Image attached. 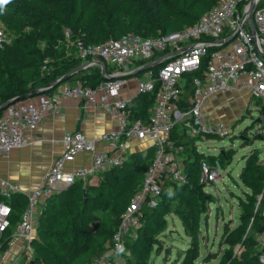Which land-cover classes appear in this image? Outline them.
Instances as JSON below:
<instances>
[{
  "label": "built area",
  "instance_id": "obj_1",
  "mask_svg": "<svg viewBox=\"0 0 264 264\" xmlns=\"http://www.w3.org/2000/svg\"><path fill=\"white\" fill-rule=\"evenodd\" d=\"M250 1L222 0L193 24L151 37L129 32L94 44L81 39L73 41L72 31L65 29L64 43L76 49L81 66L97 64L103 76L129 74L147 64H158L146 70V81L139 79L140 73L105 78L95 85L67 80L52 92L17 101L2 111L0 154L5 155L11 148L27 144L26 130L37 128L47 114L58 112L61 98H76L86 110H102L118 121V128L100 138L105 149H100L98 142L82 130L66 132L63 151L40 183L27 194L28 204L14 224L10 199L19 190L9 181L0 180V192L4 196L0 199V264H14L17 257L12 251L24 247L35 236L39 210L52 195L78 180H94L97 174L123 165L132 152L153 146L155 157L122 213L106 250L88 263L118 264L117 255L125 250L126 240L136 238L144 224V208L157 205L169 183L189 182L185 146L174 136L198 139L228 131L227 124L210 119L205 111L206 103L220 92L245 90L250 97L264 102V0L255 1L253 19ZM235 33L232 40L225 42ZM10 42L0 18V49ZM48 61L43 65L45 70L50 67ZM187 74L191 75L189 83ZM133 78L138 82L136 93L123 97V88ZM188 84L192 90L185 95ZM143 92L155 94L147 121L135 118L129 107ZM133 142H143L144 147L135 148ZM195 145L197 148L196 141ZM80 154H86L88 161L68 168ZM219 166L218 161L201 159L200 176L206 186L222 178ZM262 221L258 241L259 260L264 264V207ZM5 242L6 248L2 249Z\"/></svg>",
  "mask_w": 264,
  "mask_h": 264
},
{
  "label": "trees",
  "instance_id": "obj_2",
  "mask_svg": "<svg viewBox=\"0 0 264 264\" xmlns=\"http://www.w3.org/2000/svg\"><path fill=\"white\" fill-rule=\"evenodd\" d=\"M221 1L10 0L9 3L0 7V18L14 28L17 37L13 44H8L0 49V104L14 96L25 94L49 84L82 65V60L77 56L74 47L68 48L66 46L68 56L60 57L57 55L61 50V44H65V29L67 28L73 33V41L81 39L86 43L94 44L105 42L110 38H120L123 34L129 32H134L143 37H151L188 26L168 28L165 25L166 18L162 19L161 17V12L164 10L165 5L170 8V12L173 15L187 19L193 16L191 11L199 9L200 12H203L202 16L205 13L204 11H208ZM59 8H63L61 17L56 16L52 12V10ZM129 8L134 10V14L128 10ZM190 20H195V17ZM27 27L31 28L29 32H25ZM43 42L45 43L44 45L42 44ZM46 59L49 60L50 66L47 70L43 69ZM144 61L146 62V60L141 62ZM205 63L206 61L203 63V68ZM10 68L15 70L11 71ZM111 68L109 67L108 71H111ZM18 69H28L32 73L29 78H26L23 77ZM186 77L189 83L191 75L187 74ZM102 79H105V77L101 73V68L95 64L91 67L80 69L68 80H80L84 84L95 85ZM57 87L49 92L54 91ZM191 90L192 86L188 84L184 94L188 95ZM154 98V92L138 94L129 105L134 117H141L147 121ZM2 111H0V115ZM177 131L179 132V129ZM174 138L178 139V143H182L185 146V153L187 154L186 170L189 174V181L198 182L202 158H206L212 163L219 161L215 155L205 156L197 150L195 145L197 138L179 134L175 135ZM154 157L155 148L153 146L137 150L130 154L123 165L97 174L94 180L86 182L78 180L68 188L52 195L47 200L45 209H47V206L55 205L57 200L63 197L71 198L66 202L59 201V215L50 218L51 224L49 228L52 232H48L45 229V233L53 235L59 247L65 251L72 248L77 249L80 244H91L93 241L85 230L88 226V220L82 219L80 214L98 213L99 215L102 213L107 214V218L103 222L106 227L104 233L111 239L119 225L122 213L126 210L132 195L142 183L145 171ZM246 170L247 174L246 171L242 172L241 178L252 188L257 196L260 195V198L258 200L256 195L252 196L241 205L240 216L243 221L224 240V243L231 246L241 242L243 250L239 254L228 252L219 264H261L259 260L261 245L258 241V234L263 226L264 168L247 165ZM189 187V184L169 183L158 199L157 206L144 208V222L156 214V210L163 202L170 201L177 189L182 191ZM85 189L87 190V197L84 196ZM76 195H79L80 198L74 199ZM2 198L4 196L0 192V199ZM10 203L13 207L12 223L14 224L28 204L27 195L20 192L14 193ZM255 203H258V209L261 210V221L257 217V210H254ZM71 210L72 212H79V214H70ZM180 212L183 215L193 213L182 208H180ZM37 223H39V216ZM194 225L195 223L192 219L191 226L194 227ZM144 230L145 226L143 224L136 238H128L126 240V247L133 249L141 241L140 237ZM188 235L193 236L194 234L188 232ZM6 243L2 245V249L6 248ZM102 249L98 250L97 253L91 250V254H96V257H99L106 250V247ZM196 249L197 245L192 241L190 248L185 253L187 258L181 264H199L196 260L197 255L190 254L192 251L195 253ZM55 254L62 264H71L66 253L55 252Z\"/></svg>",
  "mask_w": 264,
  "mask_h": 264
},
{
  "label": "rangeland",
  "instance_id": "obj_3",
  "mask_svg": "<svg viewBox=\"0 0 264 264\" xmlns=\"http://www.w3.org/2000/svg\"><path fill=\"white\" fill-rule=\"evenodd\" d=\"M164 7L161 17L166 18L165 25L168 28L192 24L203 13L195 9L191 11V18L184 19L173 15L167 5ZM128 10L134 14V10ZM52 12L61 17L63 8L54 9ZM194 17L195 20L191 21ZM3 25L11 39L10 44H13L17 37L14 28L6 22H3ZM30 30L31 28L27 27L25 32ZM60 48L57 55L68 56L66 45L61 44ZM18 71L26 78L32 73L28 69ZM139 79H148L146 70L140 72ZM224 93V98L218 95L211 98L205 105V111L210 119L227 124L228 131L207 134L196 140L199 152L205 156L215 155L219 159L222 178L206 186L199 176L198 182L191 180L186 183L189 188L182 191L177 189L172 199L163 202L156 214L144 222L145 230L140 237L141 241L133 249L126 247L117 255L118 264H181L187 258L185 253L192 241L196 243L197 249L195 253L192 251L190 254L197 255L199 264H219L228 252L239 254L243 250L241 242L231 246L224 243V240L243 221L240 216L241 205L256 195L241 178L242 172L246 171L247 174V165L264 168V102L250 97L245 90H226ZM84 196L87 197V192ZM69 198L71 197L66 196L57 200L55 205L47 206V209L46 205L40 208L36 234L24 247L12 251L17 257L14 258V264H62L55 252L66 253L71 264H85L96 257V254H91V250L97 253L107 246L111 240L104 233L106 227L103 222L107 214H80L82 219L88 220L85 230L93 241L91 244H80L77 249L65 251L59 247L53 235L45 233V229L52 232L49 228L50 218L59 215V201L66 202ZM79 198V195L74 197ZM257 198L259 200L260 195ZM180 208L193 213L183 215ZM254 210H257V217L261 221L258 203H255ZM74 213L79 214L71 210L70 214ZM192 219L194 227L191 226ZM188 232L194 235L190 236Z\"/></svg>",
  "mask_w": 264,
  "mask_h": 264
},
{
  "label": "crops",
  "instance_id": "obj_4",
  "mask_svg": "<svg viewBox=\"0 0 264 264\" xmlns=\"http://www.w3.org/2000/svg\"><path fill=\"white\" fill-rule=\"evenodd\" d=\"M137 84L136 79L129 80L122 90V96L135 94ZM224 94L220 92L217 95L224 98ZM117 128L118 121L102 110H86L76 98H61L58 112L47 114L37 128L26 130L27 144L11 148L7 155L0 154V180L9 181L20 193L27 195L40 183L55 158L63 151V135L66 132L82 130L98 142L100 149H105L100 138ZM132 145L135 148L144 147L143 142H133ZM88 159L86 154H80L75 162L68 164V168Z\"/></svg>",
  "mask_w": 264,
  "mask_h": 264
},
{
  "label": "water",
  "instance_id": "obj_5",
  "mask_svg": "<svg viewBox=\"0 0 264 264\" xmlns=\"http://www.w3.org/2000/svg\"><path fill=\"white\" fill-rule=\"evenodd\" d=\"M255 1L256 0H251L250 1V9H249V12H250L251 19H253V13H254V10L256 8ZM236 35H237V33L233 34L225 42H228V41L232 40ZM155 64H158V62H153V63L147 64L145 66H142L141 68H138L137 70H135L134 72L129 73V74H116V75H104V76H105V78L128 77V76L136 75L137 73H140L141 71L150 69ZM82 68H83V66H80L79 68H77V69H75V70H73V71H71V72H69V73H67V74L59 77L58 79L54 80L53 82H51L49 84H46V85H44V86H42L40 88L31 90V91H29V92H27L25 94H20V95H17V96H14V97L8 99L7 101H5L2 104H0V111L4 110L5 108H7L8 106H10L11 104H13V103H15L17 101L25 100V99L34 97L36 95H39V94H42V93H46V92H49V91L53 90L55 87H57L61 83L67 81L72 75H74L76 72H78ZM86 192H87V190L85 189L84 190V194H86Z\"/></svg>",
  "mask_w": 264,
  "mask_h": 264
},
{
  "label": "clouds",
  "instance_id": "obj_6",
  "mask_svg": "<svg viewBox=\"0 0 264 264\" xmlns=\"http://www.w3.org/2000/svg\"><path fill=\"white\" fill-rule=\"evenodd\" d=\"M9 2L10 0H0V7H2L3 5H6Z\"/></svg>",
  "mask_w": 264,
  "mask_h": 264
}]
</instances>
